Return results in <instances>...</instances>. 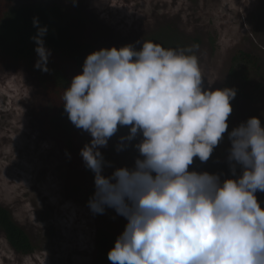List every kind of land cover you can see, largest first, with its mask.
I'll list each match as a JSON object with an SVG mask.
<instances>
[{"label":"clouds","instance_id":"obj_1","mask_svg":"<svg viewBox=\"0 0 264 264\" xmlns=\"http://www.w3.org/2000/svg\"><path fill=\"white\" fill-rule=\"evenodd\" d=\"M35 68L48 72L47 26L33 18ZM197 46L145 41L89 54L62 96L70 122L92 137L80 151L94 173L88 207L127 220L111 264H264V125L257 117L228 132L232 88L203 87ZM121 127L117 151L134 145V165L115 168L100 151ZM228 132L232 177L190 170L207 162Z\"/></svg>","mask_w":264,"mask_h":264},{"label":"rangeland","instance_id":"obj_2","mask_svg":"<svg viewBox=\"0 0 264 264\" xmlns=\"http://www.w3.org/2000/svg\"><path fill=\"white\" fill-rule=\"evenodd\" d=\"M39 2L80 9L93 27L84 38L101 49L132 44L140 50L144 40L165 30L178 37L176 44L183 48L197 46L194 53L205 90L223 89L232 68L244 71L251 88L264 86V0H5L4 4ZM240 53L252 55V64L234 62ZM56 64L73 74L66 62ZM262 90L251 93L241 105L242 123L257 117L264 125ZM50 108L28 71L17 65L0 68V206L12 213L34 246L31 254L16 253L0 231V264H94L99 220L82 193L86 177L80 160L67 156L41 128L39 115ZM128 132L120 129L112 137L116 147ZM132 143L119 152L124 166H133L138 156ZM226 146L227 141L222 151ZM77 185L82 189L74 191Z\"/></svg>","mask_w":264,"mask_h":264},{"label":"trees","instance_id":"obj_3","mask_svg":"<svg viewBox=\"0 0 264 264\" xmlns=\"http://www.w3.org/2000/svg\"><path fill=\"white\" fill-rule=\"evenodd\" d=\"M0 0V68L5 65H17L28 71L39 84L45 99L51 105L48 112L40 114V125L44 133L56 140L67 156H73L80 160V169L86 177L82 188L84 199L88 202L94 193V173L85 167L80 151L86 143H90L92 137L89 133L77 129L68 119L64 111L62 96L64 90L70 86L74 76L82 74L83 64L86 57L101 50L95 43L84 38V32L93 27L84 17L82 11L76 7L59 4L39 2L34 4H23L18 7H9ZM38 17L41 26H47L48 33L44 37L45 46L51 50L49 57L48 72L37 70L34 66L38 59L35 52L36 44L31 37L36 35L37 29L33 27V18ZM178 37L171 35L166 30L153 35L146 41H153L165 48H183L176 44ZM139 48H142L140 45ZM61 60L72 67L73 74L61 69L56 61ZM252 55L240 53L234 58V62L252 64ZM244 71L232 68L229 72L228 81L224 88L236 90V96L231 101L233 111L229 117L228 132L238 127L242 122L239 120L240 107L251 93L264 89L262 85L251 88ZM264 93V90H262ZM120 129L128 131L127 127ZM119 129V130H120ZM228 132L224 139L214 150L207 162H200L197 158L190 170L207 171L213 174H222L221 179L234 178L231 175L228 164V150L231 143ZM133 141V146L139 142ZM227 141V146L222 151V143ZM105 160L111 162L113 167H106L104 174L111 175L115 168L124 167L123 160L117 151L113 138L109 140L106 148L100 149ZM257 198L264 208V192H257ZM99 220V228L96 233V252L94 264H111L108 260V252L114 247L116 239L125 229L124 217L116 214L115 210L107 209L105 214L96 215ZM117 220L119 222H117ZM122 225V226H121ZM122 227L120 232L116 228ZM0 231L6 237L12 249L19 254L28 255L34 252V246L30 237L13 219L12 213L0 206Z\"/></svg>","mask_w":264,"mask_h":264}]
</instances>
